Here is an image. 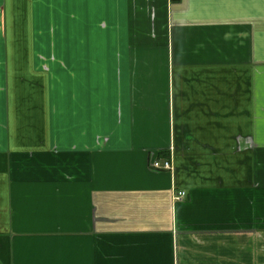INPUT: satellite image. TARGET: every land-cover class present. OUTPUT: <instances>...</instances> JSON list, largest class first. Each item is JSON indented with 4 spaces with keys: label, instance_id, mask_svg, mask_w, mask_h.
<instances>
[{
    "label": "crops",
    "instance_id": "1",
    "mask_svg": "<svg viewBox=\"0 0 264 264\" xmlns=\"http://www.w3.org/2000/svg\"><path fill=\"white\" fill-rule=\"evenodd\" d=\"M0 264H264V0H0Z\"/></svg>",
    "mask_w": 264,
    "mask_h": 264
},
{
    "label": "rangeland",
    "instance_id": "2",
    "mask_svg": "<svg viewBox=\"0 0 264 264\" xmlns=\"http://www.w3.org/2000/svg\"><path fill=\"white\" fill-rule=\"evenodd\" d=\"M92 23H84L83 33L84 34H93V36H83V37H74V38H39L37 39V45H41V47H52V50H45L43 52L40 51V54H37V66H36V88L41 89V93L49 92L50 90L54 93L56 92H65L66 89H70L71 85L74 83V79L77 76V74H81V72L75 73V67H71L70 65L73 64L72 57H78L82 58L81 64L78 65V68H84V74L88 73L87 70V63L86 61L87 57L95 56L92 54L84 53V54H78L73 55L72 53H68V55L64 54V62H61L59 60L58 54H56L55 49H58V47H70V46H95V23L94 28L91 26H88ZM94 29V30H93ZM73 33H80V32H73ZM12 44V43H11ZM44 50V49H43ZM48 51V52H47ZM67 61L65 60V57H67ZM85 60V61H84ZM92 62V61H91ZM76 66V65H75ZM71 67V69H69ZM67 72V75L65 73ZM91 72H89L88 76H82L84 78V96L85 93H90L87 91L86 80L91 79ZM74 78V79H72ZM82 78V79H83ZM40 86V87H38ZM91 86V85H89ZM92 87V86H91ZM67 93V92H66ZM68 94H73L72 92H68ZM40 95L43 94H37V100L39 99ZM84 96L81 99L77 101V104L81 106V104H86V102H83ZM38 102H42V100H38ZM68 103V102H67ZM70 104V103H69ZM91 129V127H89ZM73 135V133L68 132V136ZM84 146H94L95 147V140L91 141L90 139L86 140V136L84 135V138L82 140Z\"/></svg>",
    "mask_w": 264,
    "mask_h": 264
},
{
    "label": "built area",
    "instance_id": "3",
    "mask_svg": "<svg viewBox=\"0 0 264 264\" xmlns=\"http://www.w3.org/2000/svg\"><path fill=\"white\" fill-rule=\"evenodd\" d=\"M151 166L154 168V169H157V170H171L172 168V165H171V162L170 161H165V162H160V161H153ZM186 195V193L184 191H178V192H175L174 195H173V199L175 201H179L181 200L182 198H184Z\"/></svg>",
    "mask_w": 264,
    "mask_h": 264
}]
</instances>
